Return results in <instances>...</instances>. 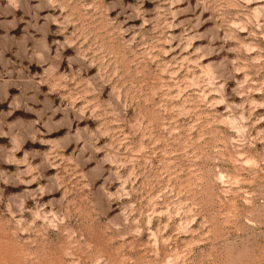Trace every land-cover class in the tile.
I'll return each mask as SVG.
<instances>
[{
  "label": "rangeland",
  "instance_id": "obj_1",
  "mask_svg": "<svg viewBox=\"0 0 264 264\" xmlns=\"http://www.w3.org/2000/svg\"><path fill=\"white\" fill-rule=\"evenodd\" d=\"M0 264H264V0H0Z\"/></svg>",
  "mask_w": 264,
  "mask_h": 264
}]
</instances>
